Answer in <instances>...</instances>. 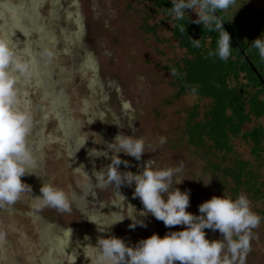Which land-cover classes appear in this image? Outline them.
I'll list each match as a JSON object with an SVG mask.
<instances>
[{
    "label": "rangeland",
    "instance_id": "rangeland-1",
    "mask_svg": "<svg viewBox=\"0 0 264 264\" xmlns=\"http://www.w3.org/2000/svg\"><path fill=\"white\" fill-rule=\"evenodd\" d=\"M169 8L170 0H0V34L10 39L13 48L28 63L29 74L19 79L22 90L30 92L36 90L35 80L42 77L28 53L36 50L35 45L50 46L56 54L55 50L61 53L74 50L82 39L86 40L82 48L88 51L90 61L97 67V85L89 84L92 71L78 73L82 69L80 63L56 76L58 80L64 79L62 85L70 97L71 117L79 120L81 130L90 128L88 120L80 113L83 102L95 126L101 125L98 113L107 117L106 108L115 107L124 114L121 104L127 109L125 117L134 128L135 136L144 137L150 145H156L160 137L165 139L156 151L142 154L143 166L149 159H154L157 168L183 164L181 178L184 180L177 187L181 191L189 190L186 211L199 215L197 206L212 196L224 194L234 199L240 193L245 194L252 211L261 220L252 230L250 251L244 264H264V115L245 111L248 120L241 124L238 136L228 132L226 138L215 137L204 128L210 119L213 101L199 96L195 87L183 80L193 56L182 44L181 31L176 30L175 19L167 14ZM223 12L228 15V24L244 42L251 43L264 33V0H235L234 5ZM186 13L190 22L196 19L191 9ZM209 42L210 39H206L203 46H208ZM67 63V60L61 61L62 65ZM226 83L234 87L236 93L241 90L245 101L257 90L247 85L243 73L237 80L229 76ZM104 94L107 102L103 100ZM258 98L261 99V95ZM93 103L97 107L92 110ZM245 108L248 109L246 103ZM199 129L204 132L199 134ZM254 131L259 133L258 143L248 137L243 139V135ZM60 134L57 131L55 136L62 138ZM46 138L51 139V133ZM51 150L48 155L55 149ZM199 180L209 184L204 186ZM132 191L133 188L127 186L116 188L112 197L94 211L89 208L92 201L88 195L91 194L83 192L79 205L82 217L81 221H76L78 227L66 235V240L58 232L48 234L49 240L62 239L55 249L47 248L52 257H43L24 245L27 229L22 228V224L28 221L24 215H35L44 207L31 208L30 200L11 205L12 212L5 210V216H10L0 227V259L7 260V251L14 247L19 248L24 260L14 264H89L83 250L86 245H95L98 236L109 234L97 231L103 221L127 215L129 207L133 208L134 217L142 215L139 212L143 211V206L138 198H133ZM71 209L73 207L69 212ZM15 216L22 218L17 224L10 221ZM140 219L145 227L137 225L130 229L131 221L125 217L112 226L110 234L134 246L153 233L162 237L168 231L184 227L165 228L162 221L151 215ZM204 231L210 241L221 238L218 231ZM7 241L12 243L10 249Z\"/></svg>",
    "mask_w": 264,
    "mask_h": 264
},
{
    "label": "clouds",
    "instance_id": "clouds-1",
    "mask_svg": "<svg viewBox=\"0 0 264 264\" xmlns=\"http://www.w3.org/2000/svg\"><path fill=\"white\" fill-rule=\"evenodd\" d=\"M168 15L177 21L183 20L187 9H191L196 19L208 31L217 33L216 47L208 53L221 61L231 54L230 36L223 29L217 11H226L235 0H170ZM184 31L183 28L180 29ZM264 34V33H262ZM251 41L250 47L264 60V35ZM193 47H200V39H191ZM29 74V65L15 50L10 39L0 34V207L14 205L24 193L35 208L51 207L60 212H68L71 199L63 189L53 186L47 179L37 175L35 156L29 147L28 138L33 127L30 102L18 88L19 76ZM174 74V72H173ZM120 127L119 124H116ZM121 128V127H120ZM131 128V126L129 127ZM87 140H82L83 145ZM165 143L164 137L158 138L156 145L146 144L144 137L118 132L111 142H107V151L94 152L92 156L108 158L110 163L99 171H93L91 178L82 169L76 171L86 179H94L97 187L113 185L132 187L133 198H138L143 206L142 215L133 216V208L127 209V215L106 219L98 232L109 233L98 236L95 245L84 247L83 254L89 264H244L250 251L252 230L261 217L252 211L250 201L243 193L234 199L212 196L197 206L199 215L186 211L189 206V190L181 191L180 185L183 164L175 167L157 168L154 159L145 162L143 169L120 171V165L128 167V161H122L118 154L139 161L145 152H153L158 145ZM150 148L151 151L146 149ZM35 175L42 179L40 195L33 197L31 187L22 182L21 177ZM204 186L203 180H199ZM125 199V198H124ZM131 205V204H130ZM135 208V207H134ZM136 210V209H135ZM137 211V210H136ZM151 215L162 221L165 228L184 226L178 231H168L162 237L153 233L140 239L134 246L128 245L122 238L110 234L113 225L127 217L130 229L137 225L145 227L144 217ZM205 229L218 231L220 239H206Z\"/></svg>",
    "mask_w": 264,
    "mask_h": 264
},
{
    "label": "flooded vegetation",
    "instance_id": "flooded-vegetation-1",
    "mask_svg": "<svg viewBox=\"0 0 264 264\" xmlns=\"http://www.w3.org/2000/svg\"><path fill=\"white\" fill-rule=\"evenodd\" d=\"M82 42L84 43L86 40L82 39L74 50L63 51L62 53L55 50L56 54H53V48H50L49 43V47L41 44L35 45L36 50L31 49L28 53L33 57L35 66L38 67L42 76L35 80L36 90L31 92L22 90V83L18 78V88L30 102V111L33 116V127L28 142L35 156L37 175L43 177L44 180L47 179L53 186L61 188L69 194L71 199L70 207H73V210L71 209L66 214L51 207H44L35 215L31 212L33 215H24V219L28 220L27 222L23 221L24 223L22 224V228L27 229L24 230L26 235L24 245L32 252L42 254L41 256L43 257H52L50 249H55L57 243L62 242V239H65L69 232L75 229L76 226L78 227L76 221L77 219L81 221L80 218L82 217L79 205L83 199L81 197L83 192L91 194L88 195V198L92 203L88 202V204L91 203V207H88L91 209L90 211H94L103 201L112 197L116 190L113 185H108L104 188L97 187L94 179H86L76 169H82L91 178L93 171H99L100 168L110 163L111 152L108 151V158H105L104 156L90 155V150L92 149L93 152L95 150L107 151L105 144L111 142L118 132L132 135L134 130L133 127L129 128L128 119L125 117V110L127 109L121 104V111H124V114L116 110L115 107L113 109L106 108L104 112L107 113V117L103 113H98L101 117L99 118L101 125L95 126L90 122L88 118V113L90 114V112L86 109L87 104L83 102L80 113L88 120L86 122L90 126L88 129L84 128V130H81L83 127H79V120L71 117L72 114L68 104L70 97L68 92H65V86L62 85L64 79L58 80L56 76H60L63 70L68 71L71 67L74 68L76 63H80L82 69L78 73L84 72L83 70L92 71L93 75L89 77V84L97 85L98 80L96 76L97 67L90 61L88 51L83 50ZM54 56L57 59L53 60ZM63 60L68 61L67 65L61 64ZM105 99H107L106 94L103 95V100ZM107 101L105 100L104 102ZM96 107L97 104L93 103L91 109L93 110ZM116 124H119L121 128ZM57 131L59 134L61 133L62 138L55 136ZM50 133L51 139L48 140L46 137L50 136ZM82 140L87 141L81 145ZM51 149L55 150L48 155L52 151ZM118 155L122 161H128L127 168L124 164L120 165L121 172L132 171L135 173L143 169L142 158L140 159L141 163L139 161L136 163L133 157L126 156L123 153ZM21 180L31 187V195L33 197L40 195L41 178L29 174L21 177ZM22 197L16 203H23L24 200H29L27 193H24ZM11 208V206L7 205L0 207V227L4 225L5 218L7 219L10 216V214L8 217L5 216V210L9 212ZM26 213H29V211ZM20 219H22L20 216H15L10 221L17 224ZM49 232H58L62 239L49 240ZM65 242L62 244L65 245ZM6 244L8 249H10L12 243L10 244L7 241ZM47 248H50L49 251ZM9 253L7 251V260L3 261L0 259V264L24 262L22 255L20 256L19 248L12 247Z\"/></svg>",
    "mask_w": 264,
    "mask_h": 264
},
{
    "label": "trees",
    "instance_id": "trees-1",
    "mask_svg": "<svg viewBox=\"0 0 264 264\" xmlns=\"http://www.w3.org/2000/svg\"><path fill=\"white\" fill-rule=\"evenodd\" d=\"M216 15L223 22L222 27L230 36L229 57L234 58L232 60L221 61L214 55H208L216 47L217 33L215 31H208L201 24H193L186 15L183 20H175L174 24L176 30L184 29L180 34L182 44L193 56L191 62L187 64V74L184 75L183 80L194 86L199 96L213 101L210 119L204 128L212 132L215 137L226 138L228 132L238 136L241 124L248 120V114L245 111L256 116L264 115V60H261L257 51L250 47V42H244L228 24L227 14L217 11ZM190 38L200 39V47H193ZM206 39H210V42L205 47L203 45ZM240 73L244 74L248 86L251 84L257 89L247 101L240 95L241 90L236 93V89L226 83L229 76L237 80ZM259 95L261 99L258 98ZM245 103L248 109L245 108ZM197 131L199 134L204 132L203 129ZM258 136L259 133L254 131L243 135V139L248 137L254 143H258Z\"/></svg>",
    "mask_w": 264,
    "mask_h": 264
}]
</instances>
